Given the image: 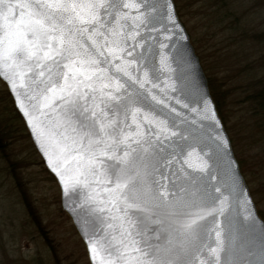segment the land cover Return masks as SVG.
<instances>
[{"label":"snow or ice","instance_id":"1","mask_svg":"<svg viewBox=\"0 0 264 264\" xmlns=\"http://www.w3.org/2000/svg\"><path fill=\"white\" fill-rule=\"evenodd\" d=\"M179 30L169 0H0V76L66 201L79 197L90 217L81 230L91 264H241L239 177L229 160L216 183L228 142L217 132L206 143L195 127L215 122L210 101L183 103ZM258 256L264 264V231Z\"/></svg>","mask_w":264,"mask_h":264},{"label":"rangeland","instance_id":"2","mask_svg":"<svg viewBox=\"0 0 264 264\" xmlns=\"http://www.w3.org/2000/svg\"><path fill=\"white\" fill-rule=\"evenodd\" d=\"M173 2L177 14L179 8L182 11L178 17L207 84H213L220 101L218 115L237 162L241 159L245 164L246 173L238 166L264 221V158L255 160L264 151V141L251 143L249 115L237 105L247 82L264 83V0ZM245 68L249 71L242 72ZM0 264H88L81 240L60 209L58 187L45 171L1 82Z\"/></svg>","mask_w":264,"mask_h":264},{"label":"water","instance_id":"3","mask_svg":"<svg viewBox=\"0 0 264 264\" xmlns=\"http://www.w3.org/2000/svg\"><path fill=\"white\" fill-rule=\"evenodd\" d=\"M169 2L174 5V14L176 16L177 23L179 24L180 27L178 35H176L173 38V43L176 45V47L175 49L172 50V55L176 56L178 53L185 54V58L190 65V74L188 80L187 81L177 80V87L181 89L183 92V96H184L183 103L189 104L190 109H198L203 107L202 101L200 99V94H202L205 99L210 101L211 111L214 112L215 114V122H213L211 119H207V120L198 119L197 125L195 126L206 137V143L211 144L212 141L207 138L215 136L217 132L222 134V136L228 142L229 154L219 164V166H215V165L213 166V172L216 174L217 177L216 183H223L227 179L228 161L230 160L232 162V169L236 172V174L239 177V185H240V191L238 192L239 201L238 202L236 200L233 201L231 208V216L239 227V231L241 235L238 241V245H243V248L234 251L233 259L240 260L241 264H246V262H253L254 264V262L259 259L258 256L259 241H260L261 232L264 231V221L259 217L257 213L256 207L250 196L248 186L246 185V182L240 172L238 163L236 161V158L234 156L231 147L230 140L218 116L216 106L209 92L207 80L205 78V75L203 73V70L199 62V58L196 55L195 50L190 42V37L185 29V26L178 17L173 0H169ZM172 67L176 69L177 65L174 63ZM174 76L175 77L180 76L179 70L176 71ZM0 82L4 85L7 94L12 102L14 111L21 119L23 126L29 137V140L35 152L39 156L45 171L53 178V180L57 185L59 190V197H60V209L69 218L73 228L75 229L79 239L81 240L84 246L88 264H91L90 256L87 250V245L85 239L83 238L82 230H81L82 224L85 221L89 220L90 217L87 215L86 209H80L75 207V205L80 203L79 197L74 196L71 200L66 201V198L64 197L60 185L58 183V178L49 167L44 152L42 151L41 146L38 143L37 137L36 135H34L33 130L29 125L28 119L24 115V111H22L20 104L17 102L16 94L12 91L11 86L9 85L7 80L4 79V77L0 76ZM20 91L23 93V89H21ZM21 99L24 100L26 106L29 104V102L23 96L21 97ZM182 111L188 112V110H182ZM188 118L189 119L193 118V114L191 112H188ZM181 127L184 128L186 126L181 125ZM245 199L250 201V203L247 206V210L243 206V201ZM248 212L252 213V217H253L252 219H245V217L248 215ZM74 213H77L78 215H74ZM145 226L149 229L147 235L149 237H154L155 234L154 230L157 226L149 222H146ZM203 240L206 243L212 244L214 243V236L209 237L205 235ZM249 252H251L252 254L249 255ZM222 255H227V253Z\"/></svg>","mask_w":264,"mask_h":264},{"label":"trees","instance_id":"4","mask_svg":"<svg viewBox=\"0 0 264 264\" xmlns=\"http://www.w3.org/2000/svg\"><path fill=\"white\" fill-rule=\"evenodd\" d=\"M178 14L182 16V11L180 8L178 9ZM225 71L227 72L228 68ZM248 71L249 70L245 68L242 72H248ZM241 75H243L244 78H246L245 77L246 74L241 73ZM226 78L231 80L229 78V75H227ZM224 84L226 83L224 82ZM208 85H209V91L211 93L212 99L215 103V106L217 107L216 109L219 114L218 109H219L220 101L218 100V97L214 94L213 84H211V82L208 81ZM243 88L245 89L244 90L245 92H242V94H240L242 95L243 98L242 99L239 98L238 100L239 104L237 105H241L244 107L243 110H240L239 108V110L242 111L244 115L245 114L246 116L249 115V121H250L249 133H250L251 143L256 144V143L264 141V83L258 82L256 80H251L250 82H247L243 86ZM237 99H235L234 101H236ZM257 158H259L263 162L264 151L260 155L256 156L255 160H257ZM238 163L240 165L241 171L246 173L245 164L243 160L238 159ZM254 164H255L254 166L256 167L260 165V164H256L255 162Z\"/></svg>","mask_w":264,"mask_h":264}]
</instances>
